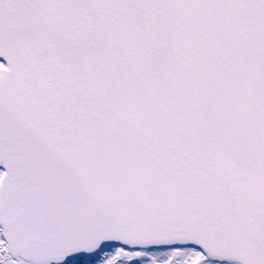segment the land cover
Masks as SVG:
<instances>
[{
  "label": "snow or ice",
  "instance_id": "snow-or-ice-1",
  "mask_svg": "<svg viewBox=\"0 0 264 264\" xmlns=\"http://www.w3.org/2000/svg\"><path fill=\"white\" fill-rule=\"evenodd\" d=\"M0 264H264V0H0Z\"/></svg>",
  "mask_w": 264,
  "mask_h": 264
}]
</instances>
